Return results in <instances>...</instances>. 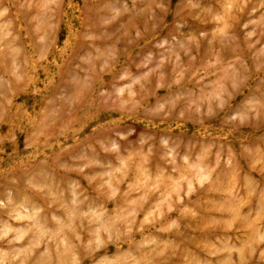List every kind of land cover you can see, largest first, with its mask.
<instances>
[{"label":"rangeland","instance_id":"1","mask_svg":"<svg viewBox=\"0 0 264 264\" xmlns=\"http://www.w3.org/2000/svg\"><path fill=\"white\" fill-rule=\"evenodd\" d=\"M0 264H264V0H0Z\"/></svg>","mask_w":264,"mask_h":264}]
</instances>
